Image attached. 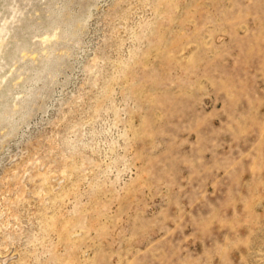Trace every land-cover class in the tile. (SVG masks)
<instances>
[{"label":"rangeland","instance_id":"obj_1","mask_svg":"<svg viewBox=\"0 0 264 264\" xmlns=\"http://www.w3.org/2000/svg\"><path fill=\"white\" fill-rule=\"evenodd\" d=\"M0 264H264V0H0Z\"/></svg>","mask_w":264,"mask_h":264}]
</instances>
